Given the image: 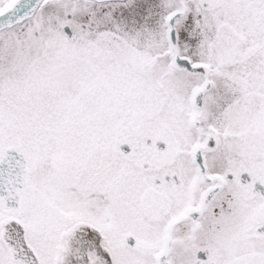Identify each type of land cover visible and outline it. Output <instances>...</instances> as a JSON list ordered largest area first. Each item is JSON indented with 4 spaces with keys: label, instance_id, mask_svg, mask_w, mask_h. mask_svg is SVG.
I'll return each instance as SVG.
<instances>
[{
    "label": "snow or ice",
    "instance_id": "1",
    "mask_svg": "<svg viewBox=\"0 0 264 264\" xmlns=\"http://www.w3.org/2000/svg\"><path fill=\"white\" fill-rule=\"evenodd\" d=\"M0 264H264V0H0Z\"/></svg>",
    "mask_w": 264,
    "mask_h": 264
}]
</instances>
